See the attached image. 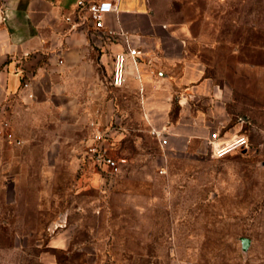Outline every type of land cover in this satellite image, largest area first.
I'll return each instance as SVG.
<instances>
[{
	"label": "rangeland",
	"instance_id": "374dc122",
	"mask_svg": "<svg viewBox=\"0 0 264 264\" xmlns=\"http://www.w3.org/2000/svg\"><path fill=\"white\" fill-rule=\"evenodd\" d=\"M147 1L153 21L222 91L248 148L218 159L194 143L160 164L141 124L140 141L127 135L107 148L123 170L119 186L77 187L73 148L43 113L0 125V249L19 264H42L65 215L73 232L68 249L54 252L58 264H264V0Z\"/></svg>",
	"mask_w": 264,
	"mask_h": 264
},
{
	"label": "crops",
	"instance_id": "0c3cea01",
	"mask_svg": "<svg viewBox=\"0 0 264 264\" xmlns=\"http://www.w3.org/2000/svg\"><path fill=\"white\" fill-rule=\"evenodd\" d=\"M127 47L140 52L137 70L128 66L125 84L113 87V55ZM31 112L36 120L43 113L60 129V142L71 144L77 187L120 185L122 168L105 179L87 165V149L98 132L108 148L127 135L140 141L142 124L160 146V164L194 143L210 155L213 133L219 142L242 135L222 91L202 77L182 41L153 21L147 0H121L101 30L77 13L76 0H0V125L16 128L25 113L29 123ZM28 167L20 163L16 169ZM66 216L44 246L42 264H58L54 252L68 249L73 227L65 225ZM0 264L19 263L0 249Z\"/></svg>",
	"mask_w": 264,
	"mask_h": 264
},
{
	"label": "built area",
	"instance_id": "2783aa9c",
	"mask_svg": "<svg viewBox=\"0 0 264 264\" xmlns=\"http://www.w3.org/2000/svg\"><path fill=\"white\" fill-rule=\"evenodd\" d=\"M121 0H76L77 13L86 21L92 24L95 30L104 28V17L109 13H117L118 5ZM67 20H70L67 18ZM108 35H113L108 31ZM121 35H123L121 33ZM137 48L127 47L124 51L117 52L113 55V70L111 74V85L113 87H122L125 84L128 66L137 70V57L139 55ZM2 127L5 131L9 129V124L4 122ZM103 134L98 132L93 136V142L88 146L87 153L90 161L94 162L100 170L102 178L108 179L118 172L116 160L107 154V147L102 144ZM7 142L14 146L21 145V142L15 139L12 134H6ZM219 134H211L208 144L210 155L213 158H223L230 153L248 148V139L244 135H237L227 142H219ZM165 143V140L162 141ZM121 163V162H120ZM162 173L164 169L160 170Z\"/></svg>",
	"mask_w": 264,
	"mask_h": 264
},
{
	"label": "water",
	"instance_id": "95a60500",
	"mask_svg": "<svg viewBox=\"0 0 264 264\" xmlns=\"http://www.w3.org/2000/svg\"><path fill=\"white\" fill-rule=\"evenodd\" d=\"M240 243H241V250L243 252H247V250L250 247V243H251L250 239L243 237V238L240 239Z\"/></svg>",
	"mask_w": 264,
	"mask_h": 264
}]
</instances>
